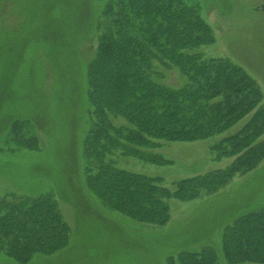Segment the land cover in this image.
Listing matches in <instances>:
<instances>
[{
    "label": "rangeland",
    "instance_id": "obj_1",
    "mask_svg": "<svg viewBox=\"0 0 264 264\" xmlns=\"http://www.w3.org/2000/svg\"><path fill=\"white\" fill-rule=\"evenodd\" d=\"M214 41L186 53L227 58L241 66L261 90L264 108V0H197ZM100 0H0V197L51 192L70 227L68 245L25 264H165L179 251L212 246L217 261L222 228L236 217L264 206V159L253 170L234 174L215 193L195 198L174 195L179 181L223 170L232 156L216 158L214 145L233 135L249 112L223 132L194 141L156 139L143 149L159 162L114 150L106 160L129 172L158 178L170 190L169 219L163 226L135 221L104 208L84 184L81 139L91 121L83 66L92 57L100 29ZM100 23V22H99ZM97 26L98 22H97ZM151 77L178 87L186 78L156 58ZM27 119L38 138L36 149L8 141L11 120ZM114 125L130 126L109 114ZM264 139V132L260 136ZM112 165V166H113ZM0 264H20L0 250Z\"/></svg>",
    "mask_w": 264,
    "mask_h": 264
},
{
    "label": "trees",
    "instance_id": "obj_2",
    "mask_svg": "<svg viewBox=\"0 0 264 264\" xmlns=\"http://www.w3.org/2000/svg\"><path fill=\"white\" fill-rule=\"evenodd\" d=\"M100 1L95 17L100 32L94 53L83 66L91 106V121L81 139L84 184L104 208L163 226L169 219L165 199L170 190L158 178L115 167L106 156L118 150L159 162L160 156L143 149L157 145L156 139H204L255 109L240 130L213 146L216 158L232 156L231 164L181 180L172 192L184 199L195 198L201 190L215 193L234 174L249 172L264 159L261 90L230 59L185 52L214 41L197 0ZM154 58L177 67L186 81L173 87L152 79ZM109 114L126 118L130 126L112 124ZM34 132L23 118L14 119L6 130L8 141L19 149H36ZM70 233L51 192L0 197V250L16 263L65 248ZM221 252L228 264H264V206L223 226ZM166 260L165 264H215L217 255L208 245L179 251Z\"/></svg>",
    "mask_w": 264,
    "mask_h": 264
},
{
    "label": "flooded vegetation",
    "instance_id": "obj_3",
    "mask_svg": "<svg viewBox=\"0 0 264 264\" xmlns=\"http://www.w3.org/2000/svg\"><path fill=\"white\" fill-rule=\"evenodd\" d=\"M15 119H16V118H15ZM18 119H19V118H18ZM13 120H14V119H13ZM13 120H11V122H12ZM11 122H10V123H11Z\"/></svg>",
    "mask_w": 264,
    "mask_h": 264
},
{
    "label": "water",
    "instance_id": "obj_4",
    "mask_svg": "<svg viewBox=\"0 0 264 264\" xmlns=\"http://www.w3.org/2000/svg\"><path fill=\"white\" fill-rule=\"evenodd\" d=\"M261 8H264V5Z\"/></svg>",
    "mask_w": 264,
    "mask_h": 264
}]
</instances>
